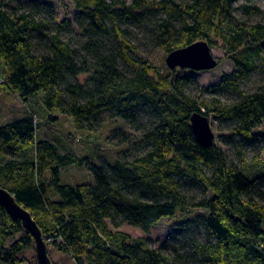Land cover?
I'll return each instance as SVG.
<instances>
[{
  "label": "trees",
  "instance_id": "1",
  "mask_svg": "<svg viewBox=\"0 0 264 264\" xmlns=\"http://www.w3.org/2000/svg\"><path fill=\"white\" fill-rule=\"evenodd\" d=\"M72 1L77 13L59 22L49 2L0 0L2 89L25 101L42 94L46 120L57 110L79 131L104 123L105 113L138 129L149 114L142 137L150 149L114 165L90 164L95 183L64 184L61 169L87 158L40 139L29 110L0 125V186L32 214L48 245L74 264H264V203L253 196L264 184V158L229 161L217 144L200 145L191 124L194 112H215L235 122L242 150L261 140L255 129L264 126V86L249 92L242 84L264 60V23L239 12L258 16L262 7L237 5L240 0ZM149 19L156 20L152 39L165 57L199 40L221 41L234 69L211 87V101L186 91L192 77L182 68L155 64L129 39L127 27ZM74 27L78 42L63 33ZM37 38L48 53L35 51ZM227 91L237 94L231 102L219 98ZM184 185L210 194L193 202ZM163 217L183 222L160 248L119 229L122 219L149 233ZM184 240L192 245L186 254L178 245ZM34 248L31 233L1 205L0 264H36L28 256Z\"/></svg>",
  "mask_w": 264,
  "mask_h": 264
},
{
  "label": "rangeland",
  "instance_id": "2",
  "mask_svg": "<svg viewBox=\"0 0 264 264\" xmlns=\"http://www.w3.org/2000/svg\"><path fill=\"white\" fill-rule=\"evenodd\" d=\"M24 1V0H21ZM44 2H49L56 14L57 21H62L64 19H72L77 13L75 5L72 0H40ZM132 2V0H127ZM181 2H186L187 0H179ZM241 3H258L262 7V14L258 16H247L239 12L238 14L246 19L248 22H263L264 23V0H240L237 5ZM156 20L149 19L144 24L140 25H129L127 29L129 30L128 37L138 45V48L144 55H146L150 60L154 61L157 65H163L166 63V57L162 50H160L152 39V33L154 32V22ZM64 36L69 35L74 42L80 41L82 38L79 30L74 27L69 29V31L63 32ZM36 43L35 51L39 53H48V44L46 41L39 40V38L34 39ZM213 54L215 58L218 59V66L210 70H200L195 71L192 69L182 68L184 70V76H191L189 85L186 88L189 94L194 96L199 102L202 100L211 101L212 97L215 95L210 91L211 87L217 85L222 80L221 77L225 73H230L234 69V63L232 60L226 57V51L221 43V41L214 46ZM260 68L255 71L248 79H246L242 84V89L249 92H254L260 87L264 86V60L260 61ZM167 65V63H166ZM168 66V65H167ZM169 67V66H168ZM3 65H0V84L5 83V78L3 75L4 71ZM171 69V68H170ZM181 69V67L175 70ZM173 70V69H172ZM236 93L225 92L219 95L222 101H233ZM43 99L42 94L36 96L35 98H30L29 101H25L20 97H17L11 90L4 91L0 95V125H6L10 122L23 117L29 110L34 111V117L39 125V137L49 139L50 141H55L62 153L67 152H77L82 157H86L87 161L85 165H68L61 169L62 173V183H69L72 185L76 184H86L95 183L94 175L90 170V164H109L114 165L118 158L122 159H132L139 155L146 154L150 147L143 141L142 133L148 128L150 124L151 115H145L144 120L140 124L138 129L131 127L123 121L121 118L112 119L111 114H103L104 123L96 124L93 130L86 129L84 131H79L75 129L74 122L71 118L64 114H60L57 110H54L56 116L55 119L46 120L45 109L42 106ZM111 118V120H109ZM210 123L212 124V129L215 133L214 143L220 146L225 154H227V159L229 161H234L240 163L241 159L245 157L248 158V162L254 164L258 157L264 158V126L256 127L255 131L260 134L261 140L255 145H248L246 150H242L240 144L236 142L238 135L234 134L235 122H228L222 120L212 112L209 116ZM187 193L190 200L193 202L203 199L208 196L210 192L207 189L200 186L184 185L183 187ZM258 200L264 203V184H262L259 189L253 193ZM195 212L203 213V210H195ZM120 224L119 229L128 232L135 238L138 237H148L149 244L152 248H160L164 244V241L168 236L175 230V228L181 227L183 221L179 218L167 219L163 217L159 223L155 224L149 233L144 232V230L134 227L122 219L118 221ZM189 233H192L189 231ZM186 232V235H190ZM206 236L200 234V241H205ZM179 251L186 254L192 249V245L187 242V240L178 242ZM171 246V245H170ZM168 247L166 253L172 254L173 251L171 247ZM49 254L51 259H53L57 264H74V261L70 256H68L63 251L53 248V246L48 245ZM36 251L28 252L29 259L35 256ZM169 264H185L180 262H171ZM187 264H197V263H187ZM199 264V263H198Z\"/></svg>",
  "mask_w": 264,
  "mask_h": 264
},
{
  "label": "water",
  "instance_id": "3",
  "mask_svg": "<svg viewBox=\"0 0 264 264\" xmlns=\"http://www.w3.org/2000/svg\"><path fill=\"white\" fill-rule=\"evenodd\" d=\"M166 63L171 69L178 67L195 71L210 70L218 66V59L213 54V49L205 40H199L187 47L177 48L166 57ZM0 84V95L2 93ZM191 124L197 141L205 147L214 146L215 133L210 123V118L200 112L191 115ZM7 209L10 216L20 220L35 239L36 264H54L49 254L48 243L43 237L41 228L26 207L21 206L16 196L3 186H0V206ZM29 264V263H27Z\"/></svg>",
  "mask_w": 264,
  "mask_h": 264
}]
</instances>
